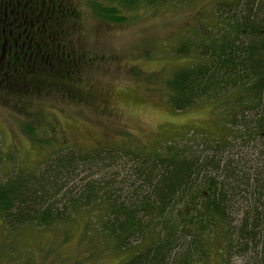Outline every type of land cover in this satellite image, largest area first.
<instances>
[{
  "label": "trees",
  "instance_id": "obj_1",
  "mask_svg": "<svg viewBox=\"0 0 264 264\" xmlns=\"http://www.w3.org/2000/svg\"><path fill=\"white\" fill-rule=\"evenodd\" d=\"M79 1L0 0V102L25 112L40 148L42 116L32 120L31 104L46 93L85 101L80 85L95 53L78 38ZM85 1L100 22L122 24L141 10L197 0ZM206 9L198 17L206 24L196 23L203 32L175 49L193 61L162 87L177 112L211 103L224 115L222 136L196 149L57 148L38 170L0 178L7 230L81 223L82 237L123 255L118 264H199L235 239L264 254V0H216Z\"/></svg>",
  "mask_w": 264,
  "mask_h": 264
},
{
  "label": "rangeland",
  "instance_id": "obj_2",
  "mask_svg": "<svg viewBox=\"0 0 264 264\" xmlns=\"http://www.w3.org/2000/svg\"><path fill=\"white\" fill-rule=\"evenodd\" d=\"M215 1L197 0L141 10L131 14L130 21L116 24L100 22L86 1L80 0L78 38L84 37L95 53L90 63L92 72L80 85L86 90L85 101L76 105L60 95L46 93L31 104L29 113L42 116L37 122L42 126L38 130L41 148L25 130L29 124L25 112L0 102V162L5 161L0 163V178L9 172L38 170L57 148L93 151L112 146L153 152L172 144L196 149L222 136L221 119L225 118L211 103L203 101L177 112L168 102L164 83L162 87L165 79L193 61L178 56L175 49L193 32H203L204 27L198 26L205 21L200 14ZM6 94L2 93V97H8ZM38 117L34 115L32 120ZM46 140H52L54 145L43 144ZM75 225L9 231L0 219V264L120 263L122 254L103 241L99 244L97 238L91 243L82 237L81 223ZM236 242L229 247L226 244V249L220 242L225 252L213 254L199 264H264L262 250H244Z\"/></svg>",
  "mask_w": 264,
  "mask_h": 264
},
{
  "label": "bare ground",
  "instance_id": "obj_3",
  "mask_svg": "<svg viewBox=\"0 0 264 264\" xmlns=\"http://www.w3.org/2000/svg\"><path fill=\"white\" fill-rule=\"evenodd\" d=\"M77 236V235H76ZM78 238V237H77ZM88 246V245H87ZM212 247V246H211ZM217 251V250H216ZM219 258V257H218ZM222 258V257H221ZM218 261V260H217Z\"/></svg>",
  "mask_w": 264,
  "mask_h": 264
}]
</instances>
